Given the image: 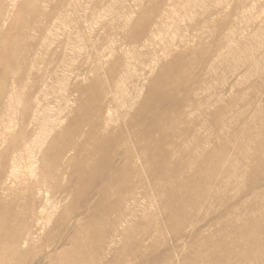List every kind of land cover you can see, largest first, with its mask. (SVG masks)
<instances>
[{
  "label": "rangeland",
  "instance_id": "374dc122",
  "mask_svg": "<svg viewBox=\"0 0 264 264\" xmlns=\"http://www.w3.org/2000/svg\"><path fill=\"white\" fill-rule=\"evenodd\" d=\"M0 50V264H210L264 218V0H0Z\"/></svg>",
  "mask_w": 264,
  "mask_h": 264
},
{
  "label": "bare ground",
  "instance_id": "6f19581e",
  "mask_svg": "<svg viewBox=\"0 0 264 264\" xmlns=\"http://www.w3.org/2000/svg\"><path fill=\"white\" fill-rule=\"evenodd\" d=\"M0 53H1V50H0ZM0 62H2L3 64L8 63V59L1 58L0 56ZM260 147L262 148L263 146H260ZM97 173H99V171H97ZM104 193L105 195H107V190H105ZM259 210L261 212H264V207L254 208L251 211H259ZM98 219H103V215L102 214L99 215L97 220ZM263 222H264V218L262 217H259V218L250 217V219H248L245 222L248 224V227L246 226H244L246 228L242 227L244 229H242L240 232L232 231V230L228 231L225 228L218 229L216 241L214 242L211 240L208 242L203 241V245H207L208 249H207V252H204L205 254L201 255L200 257L208 261L210 264H219V262H222L224 259L227 260L226 264H249L254 261H257V262L262 261L261 259L262 252H260V250L262 248L261 244H263L264 241L263 243L259 242L258 238L261 234L264 235V227H258V226H262ZM238 227H241V226H238ZM243 240L252 241V242L255 241V243H257L256 248L254 247L250 248V247L243 246L242 244ZM237 249H238V252L236 253ZM3 251L4 249L0 250V254ZM4 254L6 253L3 252V255ZM1 262H3L2 258H1Z\"/></svg>",
  "mask_w": 264,
  "mask_h": 264
}]
</instances>
